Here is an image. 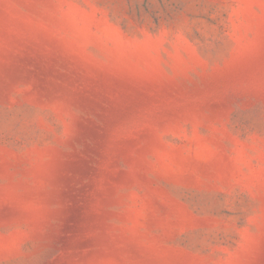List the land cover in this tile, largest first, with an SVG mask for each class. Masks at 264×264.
<instances>
[{
	"label": "rangeland",
	"instance_id": "rangeland-1",
	"mask_svg": "<svg viewBox=\"0 0 264 264\" xmlns=\"http://www.w3.org/2000/svg\"><path fill=\"white\" fill-rule=\"evenodd\" d=\"M0 264H264V0H0Z\"/></svg>",
	"mask_w": 264,
	"mask_h": 264
}]
</instances>
